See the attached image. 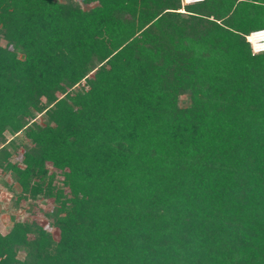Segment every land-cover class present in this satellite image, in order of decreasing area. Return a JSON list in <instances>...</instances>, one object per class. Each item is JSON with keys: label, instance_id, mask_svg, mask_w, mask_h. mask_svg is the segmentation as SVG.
Returning <instances> with one entry per match:
<instances>
[{"label": "trees", "instance_id": "16d2710c", "mask_svg": "<svg viewBox=\"0 0 264 264\" xmlns=\"http://www.w3.org/2000/svg\"><path fill=\"white\" fill-rule=\"evenodd\" d=\"M81 1L0 0V264H264V0Z\"/></svg>", "mask_w": 264, "mask_h": 264}, {"label": "rangeland", "instance_id": "374dc122", "mask_svg": "<svg viewBox=\"0 0 264 264\" xmlns=\"http://www.w3.org/2000/svg\"><path fill=\"white\" fill-rule=\"evenodd\" d=\"M77 1H79L84 8H89L91 6L84 4L81 0ZM83 87L88 88L86 81H83L79 86H77V89ZM179 104L183 107L188 106L190 104L189 96H181L179 99ZM42 119H44L43 116H41L38 120L42 121ZM6 137L8 140H10L13 138V135L7 132ZM22 139L23 135L21 134L19 140ZM22 151L23 149L20 148L17 153H14L15 156L12 157V159L15 161H17L16 159L19 160L17 154ZM21 190L22 189L20 185L15 182L10 173L0 174V231L3 234H7L11 230L15 221H23L33 218L35 219L37 217L43 226L47 227L50 223V220L46 216L47 210L44 208L45 202L42 201V198H39V201L37 202L34 201L36 206L31 204L32 200H28L26 202L20 201L19 203L18 198ZM51 228L52 229L50 230L53 232L54 237L58 239L60 233L59 230L52 226ZM18 256L20 259H24L26 252L20 251Z\"/></svg>", "mask_w": 264, "mask_h": 264}, {"label": "built area", "instance_id": "2783aa9c", "mask_svg": "<svg viewBox=\"0 0 264 264\" xmlns=\"http://www.w3.org/2000/svg\"><path fill=\"white\" fill-rule=\"evenodd\" d=\"M202 1L204 0H182V4L185 7V5L199 3ZM182 11H184V9H182ZM246 39L251 44L254 54L264 52V28L252 31L251 33L247 34Z\"/></svg>", "mask_w": 264, "mask_h": 264}]
</instances>
